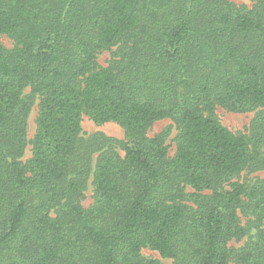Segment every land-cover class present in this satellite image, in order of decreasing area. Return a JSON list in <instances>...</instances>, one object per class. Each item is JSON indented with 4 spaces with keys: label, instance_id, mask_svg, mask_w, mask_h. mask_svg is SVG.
I'll list each match as a JSON object with an SVG mask.
<instances>
[{
    "label": "trees",
    "instance_id": "obj_1",
    "mask_svg": "<svg viewBox=\"0 0 264 264\" xmlns=\"http://www.w3.org/2000/svg\"><path fill=\"white\" fill-rule=\"evenodd\" d=\"M248 1L0 0V264H264V178L239 180L264 171V0ZM217 107L256 110L248 134ZM83 117L123 141L85 138ZM162 120L172 156L169 130L148 136Z\"/></svg>",
    "mask_w": 264,
    "mask_h": 264
},
{
    "label": "rangeland",
    "instance_id": "obj_2",
    "mask_svg": "<svg viewBox=\"0 0 264 264\" xmlns=\"http://www.w3.org/2000/svg\"><path fill=\"white\" fill-rule=\"evenodd\" d=\"M232 2L236 5H245L247 7H250L251 5L248 0H232ZM1 43L4 47L11 48V42L8 41L7 39L2 38ZM110 57L111 54L109 52H103L97 56V62L101 66H105L110 60ZM36 111L37 108L33 107L28 117V121H27L28 138H31L35 131L34 120L36 117ZM255 113L256 110L245 113H234V112L226 111L220 107H217L215 110L216 118L218 119V121L221 123L222 126H224L233 133H239L243 135L248 134L247 129L251 121L253 120ZM80 126H81V134L85 138L92 134L99 133L106 138H110L118 142H122L124 139V130L115 123H105L101 125H96L93 122H91L88 118L83 117ZM166 130H169V134L165 140V143L169 148V156H172L175 148L174 139L176 137L177 132L170 121L162 120L156 122L149 130L148 136L152 137L153 135L160 134ZM117 151L120 155H122V151H120L119 147H117ZM259 151L260 153L264 152V144L263 146L260 147ZM29 157H30V148L28 147L27 150L25 151L23 160H26ZM262 178H264L263 170H258L257 168L250 167L249 169L242 172V174L239 177V180L249 184L257 179H262ZM91 196H92V189L90 186H88L87 191L85 193V200L82 202V205L84 207H87L88 205L91 204ZM242 243L243 242L236 244L231 243V245L234 247H239L242 245ZM141 256L146 261H156L159 264H171L170 260L161 258L156 252H153L149 249H143L141 251Z\"/></svg>",
    "mask_w": 264,
    "mask_h": 264
}]
</instances>
